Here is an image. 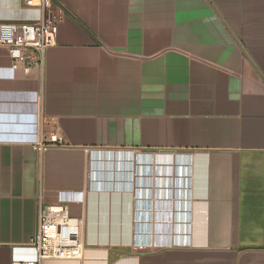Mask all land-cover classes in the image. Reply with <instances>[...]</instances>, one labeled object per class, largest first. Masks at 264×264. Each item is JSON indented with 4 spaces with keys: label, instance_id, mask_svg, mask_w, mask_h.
I'll use <instances>...</instances> for the list:
<instances>
[{
    "label": "crops",
    "instance_id": "0c3cea01",
    "mask_svg": "<svg viewBox=\"0 0 264 264\" xmlns=\"http://www.w3.org/2000/svg\"><path fill=\"white\" fill-rule=\"evenodd\" d=\"M53 2L41 70L0 47V264L35 261L59 193L83 256L41 264H264V0Z\"/></svg>",
    "mask_w": 264,
    "mask_h": 264
},
{
    "label": "built area",
    "instance_id": "2783aa9c",
    "mask_svg": "<svg viewBox=\"0 0 264 264\" xmlns=\"http://www.w3.org/2000/svg\"><path fill=\"white\" fill-rule=\"evenodd\" d=\"M27 7L38 8L41 18L34 23H0V47H3L14 66L24 74L41 70L46 51L53 45L63 10L53 0H24ZM62 146L55 136L47 143L36 145L37 150ZM56 202L39 207L34 236L30 242L36 253L33 262L12 264H41L45 260L72 261L83 256L81 220L68 214V204L82 202V193H59Z\"/></svg>",
    "mask_w": 264,
    "mask_h": 264
},
{
    "label": "rangeland",
    "instance_id": "374dc122",
    "mask_svg": "<svg viewBox=\"0 0 264 264\" xmlns=\"http://www.w3.org/2000/svg\"><path fill=\"white\" fill-rule=\"evenodd\" d=\"M175 240H178V241H175ZM180 239H168L167 243H161L163 245H170V246H175V245H182V244H185L187 241L185 240V243H182L181 240L179 241ZM174 241V245H172L171 243H173ZM137 242V241H136ZM180 242V243H179ZM176 243V244H175ZM142 246H139L140 248H143V249H148L150 248L151 246L150 245H147L146 243H141ZM159 244V243H158ZM187 244V243H186Z\"/></svg>",
    "mask_w": 264,
    "mask_h": 264
},
{
    "label": "bare ground",
    "instance_id": "6f19581e",
    "mask_svg": "<svg viewBox=\"0 0 264 264\" xmlns=\"http://www.w3.org/2000/svg\"><path fill=\"white\" fill-rule=\"evenodd\" d=\"M180 240H181L182 243H185V240H184V239H180ZM180 240H179V241H180ZM175 241H178V240H175ZM158 243L161 245V243H167V242H166V241H161V242H157V244H158ZM179 243H180V242H179ZM159 244H158V245H159ZM171 244L174 245V241H173V243H171ZM175 244H176V243H175ZM185 244H186V243H185Z\"/></svg>",
    "mask_w": 264,
    "mask_h": 264
}]
</instances>
